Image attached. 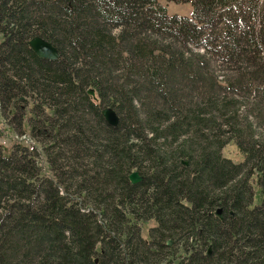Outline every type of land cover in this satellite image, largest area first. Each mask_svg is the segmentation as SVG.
Instances as JSON below:
<instances>
[{
  "label": "trees",
  "instance_id": "trees-1",
  "mask_svg": "<svg viewBox=\"0 0 264 264\" xmlns=\"http://www.w3.org/2000/svg\"><path fill=\"white\" fill-rule=\"evenodd\" d=\"M166 1L0 0V264H264V0Z\"/></svg>",
  "mask_w": 264,
  "mask_h": 264
},
{
  "label": "rangeland",
  "instance_id": "rangeland-1",
  "mask_svg": "<svg viewBox=\"0 0 264 264\" xmlns=\"http://www.w3.org/2000/svg\"><path fill=\"white\" fill-rule=\"evenodd\" d=\"M161 4L167 7L169 15L178 14L181 16H191L193 12V6L190 2L185 3H175V2H168L166 0H159ZM2 36L0 35V42ZM28 137L22 136L18 137L9 127V124L6 118L2 115L0 111V147L6 150L8 153L10 148L14 145V143L18 142H28ZM225 154L235 160L239 159L238 155L236 154L235 150L232 147L226 149ZM261 201L260 196L257 197L255 203L259 204ZM146 232L144 231L143 235ZM146 236V235H145Z\"/></svg>",
  "mask_w": 264,
  "mask_h": 264
},
{
  "label": "water",
  "instance_id": "water-1",
  "mask_svg": "<svg viewBox=\"0 0 264 264\" xmlns=\"http://www.w3.org/2000/svg\"><path fill=\"white\" fill-rule=\"evenodd\" d=\"M31 48L34 52L41 58H46L50 60H58L60 58V53L58 49L47 39L41 36L33 37L29 42ZM91 95L94 94L93 90H89ZM102 114L111 126H117L119 123V115L112 106H107L102 110ZM130 181L133 184L139 183L143 180V176L139 174L138 171H133L129 176ZM218 214H221V210L217 211ZM210 252V250H209Z\"/></svg>",
  "mask_w": 264,
  "mask_h": 264
}]
</instances>
